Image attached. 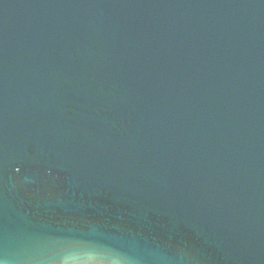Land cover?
I'll list each match as a JSON object with an SVG mask.
<instances>
[{
    "label": "water",
    "instance_id": "95a60500",
    "mask_svg": "<svg viewBox=\"0 0 264 264\" xmlns=\"http://www.w3.org/2000/svg\"><path fill=\"white\" fill-rule=\"evenodd\" d=\"M0 264H264V0H0Z\"/></svg>",
    "mask_w": 264,
    "mask_h": 264
}]
</instances>
